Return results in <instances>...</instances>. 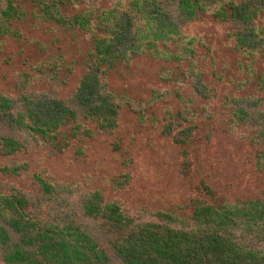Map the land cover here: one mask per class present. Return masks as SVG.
Instances as JSON below:
<instances>
[{"label": "trees", "instance_id": "obj_1", "mask_svg": "<svg viewBox=\"0 0 264 264\" xmlns=\"http://www.w3.org/2000/svg\"><path fill=\"white\" fill-rule=\"evenodd\" d=\"M0 0V38H11L19 46L26 40L20 23L34 20L51 23L69 35L73 44L87 40L86 73L72 103L55 98L23 97L22 110H16L13 97L0 94V122L47 144L63 153L77 140L92 138L91 123L101 133L113 134L119 123V106L108 90L105 79L117 66L145 57L165 63L189 62L195 55V38H187L184 29L204 16L231 26L234 45L231 50L264 56V0ZM58 41H54L53 44ZM208 51L207 43L202 44ZM60 47V46H59ZM35 53L49 58L37 67L38 73L51 74L54 81L61 73H71L61 48L53 49L42 42L34 44ZM22 49L20 54H24ZM52 52V53H51ZM190 63V62H189ZM251 72L258 87L264 90V75L255 74L249 65L237 63ZM188 69L195 94L210 100L214 93L192 64ZM27 74L23 76L26 77ZM180 76L186 77L183 73ZM164 81L178 80L165 75ZM29 81V80H28ZM242 87V85H239ZM258 100L229 97V107L238 127L253 128L259 147L257 166L264 171V114L250 117L248 107L257 109ZM195 127L184 128L174 142L186 146ZM164 134H171L166 127ZM114 144V150H119ZM12 136H0V155L13 157L24 150ZM76 150V154H81ZM127 164H131L129 160ZM27 166L0 168V172L19 176ZM40 193L48 200L62 194L39 175L35 176ZM129 174L112 180L115 189L129 185ZM212 202L194 204L188 217L173 211L154 214L155 222L136 223L115 202H106L99 190L87 191L82 200L86 216L99 220L114 231L109 241L122 264H264V251L244 246L235 230L242 227L264 240V197L245 201H215L214 194L203 186ZM32 203L19 193L0 195V249L3 264H111L105 247L95 241L81 226L73 223L55 225L38 220L31 211ZM18 242L11 245L12 236Z\"/></svg>", "mask_w": 264, "mask_h": 264}, {"label": "rangeland", "instance_id": "obj_2", "mask_svg": "<svg viewBox=\"0 0 264 264\" xmlns=\"http://www.w3.org/2000/svg\"><path fill=\"white\" fill-rule=\"evenodd\" d=\"M100 5L109 6L108 0H101ZM259 25L264 27V15ZM18 28L26 40L24 46L11 38H0V94L13 97L16 110H22L23 97L30 96L72 103L86 73L85 61L90 49L87 40L81 38L73 44L69 35L55 25L32 19L20 23ZM230 33L229 24L204 16L184 29L187 38L196 40V56L190 63L177 66L174 62L163 64L142 57L127 67L111 70L105 81L119 106V123L113 134L101 133L93 124L86 123L93 131L92 138L77 140L59 154L44 142L0 122V136L15 137L25 147L13 157L0 155V168L27 166L19 176L0 172V195L14 192L27 197L38 220L81 226L106 248L111 264H122L108 248L114 231L84 214L82 200L87 191H101L106 202L117 203L136 223L155 222L154 214L159 211L190 216L195 203L213 201L203 186L209 187L215 201L264 197V171L257 166L260 150L255 131L236 126L232 109L226 107L229 97L258 100L257 109L248 107L250 117L264 114V90L258 87L251 72L237 64L249 65L255 74L264 75V56L255 55L251 62L248 55L233 52ZM37 42L47 45L54 53L61 48L71 73H61L57 81L51 74L38 73L37 67L52 55L36 54ZM22 49L26 50L23 55ZM190 64L204 77L214 98L204 100L195 94L187 72ZM174 74L178 80L162 79ZM168 126L171 134H164ZM189 126L195 127V131L188 144H176L174 139ZM115 143L120 147L117 151ZM78 149L81 154H76ZM129 160L131 164H127ZM123 174H129V185L115 189L112 180ZM36 175L60 188L62 194L50 200L45 198ZM235 235L244 246L264 251V240L258 234L237 227ZM11 236L14 245L18 240ZM3 254L0 249V264Z\"/></svg>", "mask_w": 264, "mask_h": 264}]
</instances>
